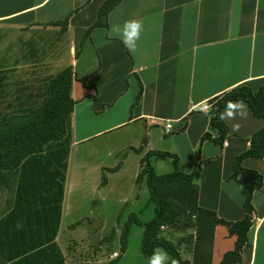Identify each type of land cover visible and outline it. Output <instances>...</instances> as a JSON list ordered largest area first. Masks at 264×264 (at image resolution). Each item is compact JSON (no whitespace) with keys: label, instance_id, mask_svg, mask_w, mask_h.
Listing matches in <instances>:
<instances>
[{"label":"crops","instance_id":"obj_1","mask_svg":"<svg viewBox=\"0 0 264 264\" xmlns=\"http://www.w3.org/2000/svg\"><path fill=\"white\" fill-rule=\"evenodd\" d=\"M103 1L0 0V29L7 26L17 33L25 29L32 35V42L37 44L30 52L34 65L42 64L39 59H53L54 53L59 52L50 32L68 40L67 65H71L74 76L70 94L76 101L69 115V136L77 138L73 142L131 126L136 141L133 149L140 157L147 150H160L152 148V136L153 128L161 125L164 135L172 132L179 137L180 147L188 151L184 167H179L182 172L191 171L195 151L198 152L200 168L193 179L198 185V205L213 209L224 219H239L252 177L239 175L236 182L227 180V176L233 157L249 147V136L264 125V119L254 117L243 102L245 107L237 108L234 104L239 101H232L221 111L227 127L224 144L199 139L205 131L210 137L217 135L208 125L209 99L239 84L255 90L264 80V0H120L108 11L106 26L94 27L82 38ZM65 17L63 32L58 25L48 24ZM132 20L142 22L143 30L135 40V50L130 51L122 42L120 32L125 22ZM42 44H47L46 51ZM28 72L40 74L35 69ZM81 76L88 77V85L83 86L77 80ZM138 91V101L130 109ZM206 102L210 104L204 111L201 106ZM84 124L90 128L76 135ZM166 124H169L167 133ZM142 138L145 144L138 150ZM176 157L179 166L181 155ZM241 165L262 175V184L251 197L254 212L247 233L250 246L242 249L241 261L237 263L254 264L257 232L264 221V149L261 158L246 157ZM13 174V194L0 209V223L14 208L17 185L21 182L19 168ZM65 175L66 171L54 242L65 257V264H72L75 261L68 260L67 250L58 242ZM8 186L5 182L0 190ZM38 188L36 196L30 198L35 201L39 215L49 218L55 191ZM50 214L53 218V211ZM38 226L42 235L43 224ZM160 233L177 244L182 258H191V245L178 239L186 233L170 228H162ZM233 241L234 236H229L224 226L214 227L211 264L219 262L223 252L232 248ZM99 255L94 251L88 261L103 263Z\"/></svg>","mask_w":264,"mask_h":264},{"label":"trees","instance_id":"obj_2","mask_svg":"<svg viewBox=\"0 0 264 264\" xmlns=\"http://www.w3.org/2000/svg\"><path fill=\"white\" fill-rule=\"evenodd\" d=\"M119 1L104 0L97 9L94 21L82 34V38L87 37L94 27H105L108 11ZM66 21L67 17L48 24L58 25L59 31L63 32L66 29ZM29 54L31 57V53ZM10 72L13 70H0V185L4 184L6 178L11 177L18 168L21 182L17 185L14 208L0 223L2 255L0 264H65V257L55 244L54 236L59 222L68 154V121L76 103L70 94L71 81L74 78L71 65H65L47 77L43 85H37L33 95L18 89L15 93L13 91L9 100H6L8 96L5 92V78L6 73ZM87 78L81 76L77 80L86 86ZM139 95L138 91L130 109L138 101ZM232 101H242L254 117L264 119V80L255 90L245 84H239L209 99L211 105L206 116L208 125L216 130L217 135L210 137L205 131L200 136V142L208 139L214 144L222 143L227 135V127L221 111ZM248 142L249 147L233 157L231 172L227 176V180L236 182L239 175L250 174L252 177L241 204L243 213L239 219H224L213 209L198 205V185L193 181L200 168L197 151L191 171L185 173L180 170L175 154L162 150H147L138 159L140 169L134 180L145 181L154 216L140 223L134 213H129L120 227L117 256L109 258L104 263L88 261L82 264H114L119 252L125 251L127 237L133 224L141 225L143 228L140 253L148 257L156 248H161L169 255V259L163 264H211L214 227L222 225L229 236H234V241L232 248L223 252L217 264L239 263L242 249L250 246L247 233L254 212L251 203L252 193L262 184V175L253 169L243 167L241 161L246 157H262L264 125L251 133ZM144 144L145 138H142L138 150ZM151 155L170 157L171 170L162 174L155 173L148 160ZM39 186L47 187V190L53 188L55 191L51 196L49 218L43 214L39 215L38 208L34 206L35 201L31 199L36 196ZM50 211H53V218ZM21 218L23 222H17ZM33 224H43L45 231L42 230V235L38 225L35 228L31 227ZM162 228L188 231L180 240L191 245L189 260L180 256L176 243L160 233Z\"/></svg>","mask_w":264,"mask_h":264},{"label":"rangeland","instance_id":"obj_3","mask_svg":"<svg viewBox=\"0 0 264 264\" xmlns=\"http://www.w3.org/2000/svg\"><path fill=\"white\" fill-rule=\"evenodd\" d=\"M49 36L54 39L55 45L52 44L59 46L57 49L59 52L54 53L53 59H39L38 62L42 64L34 65V60L29 57V53L37 46L32 42L34 41L32 35L26 33L25 29L17 33L7 26L1 27L0 70H13L6 73L5 92L8 96L6 100H9L13 91L15 93L18 89L33 95L37 85H43L47 77L67 65L68 40H62L56 36V32L54 34L50 32ZM46 45H40L44 51ZM19 51L25 53L23 59L20 58ZM42 65L47 66L44 68ZM29 69L39 70L40 74H32L28 72ZM88 128L90 126L84 124L82 129L76 131V135ZM130 128L131 126H123L107 130L87 140L75 142L72 140L76 137L69 136L63 214L58 242L67 250L68 260L75 261L72 264H82L83 261L91 260L89 257L94 251L100 254V262L108 261V254L119 251L120 227L129 213H134L140 223L154 216L145 181L134 180L139 172L138 159L141 156L138 157L139 154L133 149L136 141ZM68 129L70 130V121ZM153 129L152 148L167 152L169 150L176 156L181 155L179 167H184L188 151L180 147L179 137L174 136L172 132L164 135L161 125ZM148 160L157 174L171 170V159L168 156L151 155ZM115 167L117 168L114 170ZM14 176L15 174L6 178L9 186L0 190V209L4 206L5 199L13 194ZM256 214L259 213L256 211ZM142 229L138 224L131 226L125 251L119 252L114 264H150L153 254L144 257L140 253ZM157 249L161 248L155 250ZM168 259L167 254L162 264ZM254 264H264V221L257 232Z\"/></svg>","mask_w":264,"mask_h":264},{"label":"clouds","instance_id":"obj_4","mask_svg":"<svg viewBox=\"0 0 264 264\" xmlns=\"http://www.w3.org/2000/svg\"><path fill=\"white\" fill-rule=\"evenodd\" d=\"M116 31L117 29H113ZM143 30V24L140 21L132 20L126 21L123 29L120 32L122 42L125 47L129 48L130 51L135 50V40L139 39L140 33ZM234 107H245L242 101L236 102ZM238 127V126H237ZM167 254L162 249L154 250L153 257L150 264H162V261L166 258Z\"/></svg>","mask_w":264,"mask_h":264},{"label":"built area","instance_id":"obj_5","mask_svg":"<svg viewBox=\"0 0 264 264\" xmlns=\"http://www.w3.org/2000/svg\"><path fill=\"white\" fill-rule=\"evenodd\" d=\"M210 103H203L201 108L205 111L207 109V107L209 106ZM164 131L167 133L169 131V124H166L165 125V128H164ZM224 144V141L222 142ZM117 252L116 251H113L111 252V254L109 255V258H115L117 256Z\"/></svg>","mask_w":264,"mask_h":264}]
</instances>
